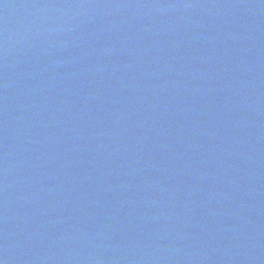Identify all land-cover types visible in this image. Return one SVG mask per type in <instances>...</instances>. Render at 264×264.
Listing matches in <instances>:
<instances>
[{"label": "water", "instance_id": "obj_1", "mask_svg": "<svg viewBox=\"0 0 264 264\" xmlns=\"http://www.w3.org/2000/svg\"><path fill=\"white\" fill-rule=\"evenodd\" d=\"M264 171V0H0V264H207Z\"/></svg>", "mask_w": 264, "mask_h": 264}]
</instances>
